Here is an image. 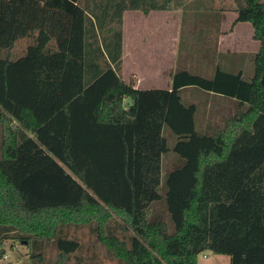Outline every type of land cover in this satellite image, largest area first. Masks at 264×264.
I'll list each match as a JSON object with an SVG mask.
<instances>
[{
    "label": "trees",
    "instance_id": "trees-1",
    "mask_svg": "<svg viewBox=\"0 0 264 264\" xmlns=\"http://www.w3.org/2000/svg\"><path fill=\"white\" fill-rule=\"evenodd\" d=\"M175 2L0 0V258L7 240L29 248L0 264H85L71 232L85 225L112 264H198L205 251L264 264V0L236 8L260 44L250 60L198 50L194 63L182 41L196 66L169 89L136 88L123 14ZM195 87L237 101L224 126L201 122L183 96Z\"/></svg>",
    "mask_w": 264,
    "mask_h": 264
},
{
    "label": "crops",
    "instance_id": "crops-1",
    "mask_svg": "<svg viewBox=\"0 0 264 264\" xmlns=\"http://www.w3.org/2000/svg\"><path fill=\"white\" fill-rule=\"evenodd\" d=\"M196 1L197 0H189L188 9L198 8V4L195 3ZM204 1L210 5L209 10L211 9L212 11L204 12L201 17L197 16V12L183 11L182 8L184 5L177 4L176 2L173 10L152 9L147 13L140 9L125 10L122 24V76L124 80L132 82L136 88L140 89H169L172 86L171 75L178 69V57L182 54L181 63L187 67L192 65L189 59L185 60L184 58V56H190L189 52H187L189 51L188 48L182 49L181 51L183 29H180L179 35L171 33L174 30V25L177 23L175 13L180 8L181 23L185 20L187 12V22H189L190 25L201 24L207 26L204 31L206 32L211 50L217 53L237 55L236 61L238 62H240L243 56L247 57V60H250V57L259 48L256 43L257 40L253 38L252 27L246 26V29L252 41L251 45L253 44L255 48L254 50L249 51V49H247L246 51L235 52L224 51L221 48L223 46L222 40L225 36L224 33L227 31V25H234L232 27L234 31L232 35H236V33L238 34L241 32L238 30L239 26L247 24L244 22L235 24V20L238 16L236 9L238 7V0ZM201 19L205 20V22L201 23ZM188 32L189 31H187V33ZM193 66L195 67L196 64H193L192 67ZM211 95L215 97L212 98L214 100L230 99L223 98V96ZM194 102L198 103L199 100ZM209 106H212L210 102ZM207 119L205 120L207 121ZM206 123L207 122H205V124ZM6 253L7 252H5V254ZM20 258H17L16 262H21L24 259V257Z\"/></svg>",
    "mask_w": 264,
    "mask_h": 264
},
{
    "label": "rangeland",
    "instance_id": "rangeland-1",
    "mask_svg": "<svg viewBox=\"0 0 264 264\" xmlns=\"http://www.w3.org/2000/svg\"><path fill=\"white\" fill-rule=\"evenodd\" d=\"M177 4L184 5L183 11H191V12H197L198 17H201L202 14L206 11L211 12L212 10H209L210 5L205 2L204 0H197L195 3H197L198 8H192L188 9V3L189 0H177ZM175 18L177 19V23L174 25V30L171 33H174L175 35L180 34V29L182 30V41L185 43H193L195 44V50L193 51V54L191 55V61L196 63L197 61H201V56L198 55V50H202L204 52H210L211 55H214L215 52L210 49L209 41L207 40V35L204 29L207 28V26L197 24V25H190L189 22H187V12L185 15V20H183V23L180 22L181 18V8L175 13ZM205 22V20L201 19V23ZM207 25V24H206ZM234 25H227V31L224 33V38L222 40L223 46L221 47L224 51H235V52H241L246 51L249 49V51L254 50L253 44L251 45L252 41L250 39V35L247 34L246 26L252 27L249 23L242 24L239 26V32L236 33V35H232L234 33L233 27ZM209 27V26H208ZM194 32H192V31ZM187 31H189L187 33ZM193 34V35H190ZM239 36V37H237ZM204 39V40H203ZM29 40L27 38H23L19 40L13 52L16 54L21 53L24 51L28 46ZM257 46L259 47V42L257 41ZM250 47V48H249ZM259 49V48H258ZM258 51V50H256ZM255 51V52H256ZM182 57H178V67L183 66L184 64L181 63ZM200 93H206L202 92L199 88H192V89H185L183 90V96L185 100L187 101H196L199 99V105H200V114H201V122L204 118H209L210 121L217 126V128H221L224 126L225 121L234 114V112L238 108L237 101L230 100V99H218L214 100L212 98V95H209L207 97L199 98L197 94ZM209 102L212 106H209ZM205 120V119H204ZM175 141H171V144H174ZM169 163V161H168ZM163 209V213L165 212L164 207H161ZM71 232L72 235H76L78 239L81 241V248L76 254H73L72 261L76 260L77 258L84 261L85 264H112L113 261L110 259L108 251L106 248L97 240V237L93 234V231L91 230V226L85 225V226H77L72 227ZM6 248V254L10 257H8L6 262H16L17 258H25L28 256V246L26 244L13 241V240H7L5 243ZM45 251L48 257L50 259L55 260L57 258L58 250L53 244H49L45 247ZM20 258V259H21ZM23 261L27 262V259H23ZM198 264H231V258L229 255L224 254H216L211 251H205L201 253L198 257Z\"/></svg>",
    "mask_w": 264,
    "mask_h": 264
},
{
    "label": "built area",
    "instance_id": "built-area-1",
    "mask_svg": "<svg viewBox=\"0 0 264 264\" xmlns=\"http://www.w3.org/2000/svg\"><path fill=\"white\" fill-rule=\"evenodd\" d=\"M8 257H9V256H8L7 254H5L3 258H0V263H1V262H6L7 259H8Z\"/></svg>",
    "mask_w": 264,
    "mask_h": 264
}]
</instances>
